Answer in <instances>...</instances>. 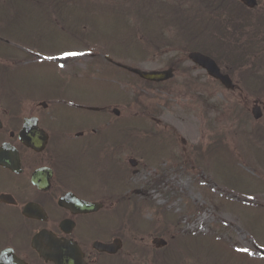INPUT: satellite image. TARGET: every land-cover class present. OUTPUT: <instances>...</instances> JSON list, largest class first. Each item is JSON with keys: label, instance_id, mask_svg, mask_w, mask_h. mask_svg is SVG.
<instances>
[{"label": "rangeland", "instance_id": "1", "mask_svg": "<svg viewBox=\"0 0 264 264\" xmlns=\"http://www.w3.org/2000/svg\"><path fill=\"white\" fill-rule=\"evenodd\" d=\"M6 1L12 2L13 33H29L32 64L54 68L55 75L61 65L53 63L79 59L89 77L75 95L97 97L121 113L129 110L133 152L123 157L137 161L128 178L139 212L130 215L139 214L143 261L152 264V240L163 238L168 245L158 252L164 264H264V95L250 93L264 84V63L247 86L234 74L243 91H228L194 66L187 57L192 40L223 70L232 68L200 46L203 35L184 34L186 20L177 9V1L189 5L183 0H163L173 2L168 9L143 0L140 12L138 0L0 3ZM38 39L45 52L33 48ZM106 56L140 70L173 69L174 77L159 84L142 81ZM256 103L263 108L260 120L252 116ZM159 180L158 191L149 186ZM198 211L199 221L189 226Z\"/></svg>", "mask_w": 264, "mask_h": 264}, {"label": "flooded vegetation", "instance_id": "2", "mask_svg": "<svg viewBox=\"0 0 264 264\" xmlns=\"http://www.w3.org/2000/svg\"><path fill=\"white\" fill-rule=\"evenodd\" d=\"M183 1L188 19L243 20L264 47V0ZM11 8L0 3V264H146L130 215L134 158L123 157L133 152L129 110L75 95L89 77L79 59L59 61L55 75L23 59L29 33H13Z\"/></svg>", "mask_w": 264, "mask_h": 264}, {"label": "water", "instance_id": "3", "mask_svg": "<svg viewBox=\"0 0 264 264\" xmlns=\"http://www.w3.org/2000/svg\"><path fill=\"white\" fill-rule=\"evenodd\" d=\"M245 1L246 4L249 5H254L251 4L248 0H243ZM190 59L197 65L203 67L207 73L210 74V76H212L215 79H220L221 82L227 87V88H232L233 87V83L230 77H228V75H225L221 72L220 67L217 66L216 62L209 56H205L202 53L196 51V52H192L189 54ZM109 61H111V58H107ZM118 66H122V64H118ZM124 68L127 71L130 72H134L135 74H137L141 79H145L147 81H151V82H165L166 80L171 79L174 76V72L172 69H168L165 71H158V70H154V71H146V70H139L136 68H130L127 66H124ZM253 116L255 119H260L263 115L262 113V109L259 106H255L253 107ZM115 112L117 114H119L118 110H115ZM134 166H136V162L134 161ZM157 247H162L164 245H166V241H164L163 239H155L153 241Z\"/></svg>", "mask_w": 264, "mask_h": 264}, {"label": "trees", "instance_id": "4", "mask_svg": "<svg viewBox=\"0 0 264 264\" xmlns=\"http://www.w3.org/2000/svg\"><path fill=\"white\" fill-rule=\"evenodd\" d=\"M207 25H209V24H207ZM184 26H185V28H186L187 30H192L193 27H194L195 25L185 24ZM213 27L216 29V28L218 27V24H217V23H216V24L214 23V24H213ZM252 65H253V67H252L251 69H253V68L256 67L255 63H252ZM215 142H216V143H215L214 146H216V144H217V145L219 144V143L217 142V140H216Z\"/></svg>", "mask_w": 264, "mask_h": 264}, {"label": "bare ground", "instance_id": "5", "mask_svg": "<svg viewBox=\"0 0 264 264\" xmlns=\"http://www.w3.org/2000/svg\"><path fill=\"white\" fill-rule=\"evenodd\" d=\"M188 133H191V134H193L194 132H192V130H191V129H189V130H188Z\"/></svg>", "mask_w": 264, "mask_h": 264}]
</instances>
